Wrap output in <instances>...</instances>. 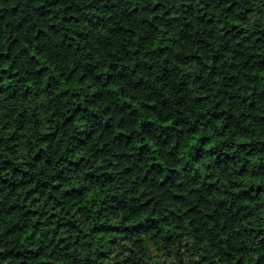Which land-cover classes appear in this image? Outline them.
<instances>
[{"label":"clouds","instance_id":"9594fccd","mask_svg":"<svg viewBox=\"0 0 264 264\" xmlns=\"http://www.w3.org/2000/svg\"><path fill=\"white\" fill-rule=\"evenodd\" d=\"M261 62L264 0H0V264H264Z\"/></svg>","mask_w":264,"mask_h":264},{"label":"trees","instance_id":"16d2710c","mask_svg":"<svg viewBox=\"0 0 264 264\" xmlns=\"http://www.w3.org/2000/svg\"><path fill=\"white\" fill-rule=\"evenodd\" d=\"M205 7H207V5H206ZM229 7H231V5H229ZM15 15L17 16V18H19V13H18V12H17ZM205 15H207V14L205 13ZM207 19H208V22H209V24H210V23L212 22V17H211V16H208ZM221 27H222V26H221ZM232 27H233V28H237V27H240V26H239L238 24H233ZM5 28H7V24H5ZM240 31L243 33V32L245 31V29L241 27V28H240ZM222 35H227V33H223V32H222ZM133 39H135V37H134ZM257 40H259V38H257ZM235 43H236V44H240V40H239V38L236 39ZM165 46H167V45H165ZM244 46H245V47H250V45L248 44L247 41H245ZM4 54L7 55V53H4ZM259 54H260V53L257 51V52H255V53H253L252 55H253V56H258ZM37 58H39V57H37ZM39 59L41 60V63H43L42 58H39ZM193 62H195V58H194ZM212 63H216V61L213 60ZM261 63H264V62H261ZM245 64L247 65V61H245ZM6 70H7V69H0V71H6ZM12 75H15V72H13ZM253 75H255V66H253ZM8 87H11V84H9ZM110 87H111L114 91L119 89V85H110ZM27 91H28V89L25 88V92H27ZM124 101H125V103H132V106L135 107V104H134V102L131 101V98H130V97H124ZM75 103H76V101H75V99H73V104H75ZM29 114L31 115L32 113L30 112ZM21 115H23V113H21ZM35 115H36V118H37V119H40L41 116L43 115V113H41V112H36ZM151 122H152V121H151V119H150V120H149V123H151ZM45 134H46V133H45ZM9 139L11 140L12 138L10 137ZM19 143H20L21 146H23V145L25 144V141H24V139H23V135H21L20 140H19ZM138 147L143 148L144 145H143V144H139ZM37 155H38V153H34L33 156H32V159H33V160H36ZM81 159H83V157H81ZM74 162H75V161H73V163H74ZM4 163H5V164H9V163H11V162H10V161H5ZM19 163H25V162H24V161H19ZM150 163H152V162H150ZM12 171H13L14 173H23L24 175H27L26 168H25V169H21V168H13ZM3 182H4V183H7V181H3ZM22 183H23V181H22ZM43 183L46 184L47 182L45 181V182H43ZM212 183H214V180L209 181V184H212ZM42 186H43V185H42ZM9 187L12 188L13 190H18L19 185H17L16 182L13 181V182L9 185ZM53 187H55V185H54ZM250 187H251V185H250ZM256 187H260V185L257 184ZM64 190H65V191H72L73 189H67V188H65ZM15 194H16V192L13 191L12 195H15ZM86 195H87V197H88L89 199H91L94 195H97V194L94 193V192H89V193H87ZM38 199H39V195H38V193L35 192L33 189H29V194H26V195L24 196V200L35 201V200H38ZM49 199H51V197H49ZM100 203H101V204L103 203V200H102V199L100 200ZM25 207H26V206H25L23 203H21V204H19V205L16 204V203H12V204L8 205L7 207H4L3 202L0 201V213L11 214V213L16 212V211H18V210H20V209H23V208H25ZM98 210H99L98 208H97V209H94V211H98ZM78 211H80L79 208L74 209V211H73V215L75 214V212H78ZM189 211H191V209H189ZM24 215H33V216H35V215H37V209L34 208V207H33V208H29V209L24 213ZM55 217H56V213H52L53 223H55ZM37 223H40V221L37 220ZM70 223H71V225H72L73 228L77 227V225L75 224L74 221H73V222H70ZM221 223L223 224V221H221ZM13 227H15V225H14ZM57 227L60 228V231H61V232L64 231V227H65L64 225H59V224H58ZM108 229L111 230V231H119V227H118L117 225H108ZM93 230L96 231L97 229L94 228ZM30 234H35V235L39 236L38 233H35V229H34V227H33L32 230H30ZM65 238H66V237H63V236H59V235H58V240H59V242H60V244H61V246H62L63 248H67V247H68V245H66V244L63 243V240H64ZM111 242L114 243V241H111ZM49 254H50V253H49ZM106 256H107V253H106L105 251L102 250V251L100 252V257H101V258H106ZM42 264H49V262H48L46 259H44V260L42 261ZM98 264H101V262L98 261Z\"/></svg>","mask_w":264,"mask_h":264}]
</instances>
